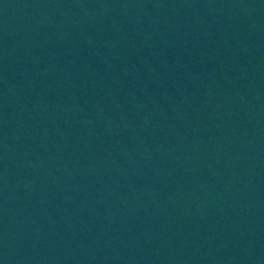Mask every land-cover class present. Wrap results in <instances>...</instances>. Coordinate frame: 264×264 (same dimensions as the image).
I'll list each match as a JSON object with an SVG mask.
<instances>
[{
	"label": "water",
	"instance_id": "water-1",
	"mask_svg": "<svg viewBox=\"0 0 264 264\" xmlns=\"http://www.w3.org/2000/svg\"><path fill=\"white\" fill-rule=\"evenodd\" d=\"M0 264H264V0H0Z\"/></svg>",
	"mask_w": 264,
	"mask_h": 264
}]
</instances>
